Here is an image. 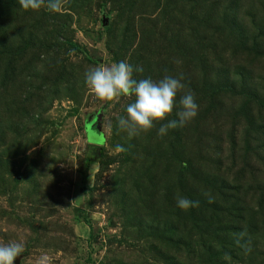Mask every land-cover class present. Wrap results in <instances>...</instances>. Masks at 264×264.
<instances>
[{"label": "rangeland", "instance_id": "obj_1", "mask_svg": "<svg viewBox=\"0 0 264 264\" xmlns=\"http://www.w3.org/2000/svg\"><path fill=\"white\" fill-rule=\"evenodd\" d=\"M0 51V243H23L17 264L263 260L264 0H0ZM120 61L185 85L131 138L117 118L134 98L100 101L84 80ZM188 90L197 115L158 135Z\"/></svg>", "mask_w": 264, "mask_h": 264}, {"label": "clouds", "instance_id": "obj_2", "mask_svg": "<svg viewBox=\"0 0 264 264\" xmlns=\"http://www.w3.org/2000/svg\"><path fill=\"white\" fill-rule=\"evenodd\" d=\"M65 3L67 0H18L24 10L46 7L53 12L61 11ZM135 71L142 72L143 69L137 67ZM133 73V66L126 61L96 66L84 73L86 86L98 100L114 102L121 97L134 98L125 107L126 115L117 118L118 128L127 132L130 138L151 130L155 122L165 121L177 105V93L185 88L181 82L182 76L176 78L166 75L159 80L150 77L137 80ZM197 111L194 95L188 90L179 99V110L176 112L178 119L161 124L157 134L163 136L169 129L183 126L197 115ZM176 203L182 210L198 206V201L183 196H178ZM24 251L22 242L0 243V264H14ZM37 264H51V258L43 255Z\"/></svg>", "mask_w": 264, "mask_h": 264}, {"label": "trees", "instance_id": "obj_3", "mask_svg": "<svg viewBox=\"0 0 264 264\" xmlns=\"http://www.w3.org/2000/svg\"><path fill=\"white\" fill-rule=\"evenodd\" d=\"M233 28H235V27H233ZM0 55H1V51H0ZM3 57H4V55H3ZM2 61H1V58H0V77H5L6 78V75H8L10 73V70H9L10 63H8V62L7 63H3ZM235 66L237 68V78H239L240 81H242V80L244 81L246 79V77H245L246 73L245 72H247L246 66L244 65V63H240V62L237 63ZM243 71H244V73H243ZM261 143L262 144H260L259 146H254V147L258 148V149L261 147L262 150H263V153H264V140H262ZM256 152H259V150L256 151ZM257 201H263V199L260 198ZM261 227H264V223H263V225ZM254 229L259 232L257 227H255ZM255 237L263 238L261 241H263V244H264V231H263L262 235L259 232V234L255 235ZM262 249H263V250H261L262 253H260L262 255H260V256L263 258V260L261 262L257 261L256 264H264V247Z\"/></svg>", "mask_w": 264, "mask_h": 264}, {"label": "water", "instance_id": "obj_4", "mask_svg": "<svg viewBox=\"0 0 264 264\" xmlns=\"http://www.w3.org/2000/svg\"><path fill=\"white\" fill-rule=\"evenodd\" d=\"M93 123H94V126L96 127V129H98L99 128L98 122L97 121H93ZM17 262H18V260L16 258V260L14 261V264H17Z\"/></svg>", "mask_w": 264, "mask_h": 264}]
</instances>
